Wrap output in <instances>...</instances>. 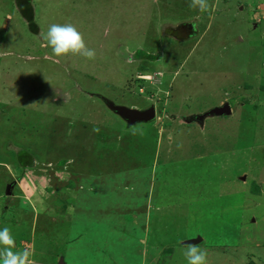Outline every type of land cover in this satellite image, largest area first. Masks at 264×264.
Instances as JSON below:
<instances>
[{
	"label": "rangeland",
	"instance_id": "1",
	"mask_svg": "<svg viewBox=\"0 0 264 264\" xmlns=\"http://www.w3.org/2000/svg\"><path fill=\"white\" fill-rule=\"evenodd\" d=\"M207 4L0 0V228L27 264H264V0ZM52 24L95 58L53 56Z\"/></svg>",
	"mask_w": 264,
	"mask_h": 264
},
{
	"label": "clouds",
	"instance_id": "2",
	"mask_svg": "<svg viewBox=\"0 0 264 264\" xmlns=\"http://www.w3.org/2000/svg\"><path fill=\"white\" fill-rule=\"evenodd\" d=\"M194 3L199 4L201 11L208 10L207 0H194ZM44 41L45 46L51 48L55 57L80 54L88 59L95 58V51L86 47L82 35L71 24H52L44 36ZM0 244L7 245L3 253L0 254V264H27L29 253L27 251L13 252L11 250L14 237L6 227L0 228ZM184 255L187 264H207L206 251L194 245H189Z\"/></svg>",
	"mask_w": 264,
	"mask_h": 264
},
{
	"label": "water",
	"instance_id": "3",
	"mask_svg": "<svg viewBox=\"0 0 264 264\" xmlns=\"http://www.w3.org/2000/svg\"><path fill=\"white\" fill-rule=\"evenodd\" d=\"M106 105L109 109L117 113L123 119H125L129 125H133L136 122H149L155 119V108L153 105H150L148 108L139 110L137 108L125 107L122 105H115L109 100H105ZM231 110L227 103H224L221 106H215L211 108L209 111L197 115L196 119L202 121L204 116H221L225 114H230ZM11 184L8 185L6 193L10 194ZM200 242V238L191 239L187 241L188 244H196Z\"/></svg>",
	"mask_w": 264,
	"mask_h": 264
},
{
	"label": "bare ground",
	"instance_id": "4",
	"mask_svg": "<svg viewBox=\"0 0 264 264\" xmlns=\"http://www.w3.org/2000/svg\"><path fill=\"white\" fill-rule=\"evenodd\" d=\"M117 203H118V202H117ZM119 203H120V202H119ZM119 203H118V204H119ZM243 203H245V202H243ZM244 205H245V204H244ZM114 206H115V205H114ZM135 216H136V215H135ZM140 229H141V228H139V230H140ZM140 231H141V230H140ZM151 232H152V230H151ZM152 233H154V232H152ZM149 235H150V234H149ZM150 237H151V236H150ZM146 258H147V257H146V254H144V255L142 256V260H143V262L146 261Z\"/></svg>",
	"mask_w": 264,
	"mask_h": 264
},
{
	"label": "crops",
	"instance_id": "5",
	"mask_svg": "<svg viewBox=\"0 0 264 264\" xmlns=\"http://www.w3.org/2000/svg\"><path fill=\"white\" fill-rule=\"evenodd\" d=\"M184 243V242H183ZM205 250L207 251V249L205 248Z\"/></svg>",
	"mask_w": 264,
	"mask_h": 264
},
{
	"label": "flooded vegetation",
	"instance_id": "6",
	"mask_svg": "<svg viewBox=\"0 0 264 264\" xmlns=\"http://www.w3.org/2000/svg\"><path fill=\"white\" fill-rule=\"evenodd\" d=\"M148 108V107H147ZM146 109V108H145Z\"/></svg>",
	"mask_w": 264,
	"mask_h": 264
}]
</instances>
